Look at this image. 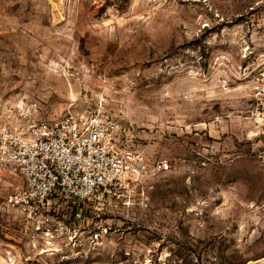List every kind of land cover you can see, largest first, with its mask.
Returning <instances> with one entry per match:
<instances>
[{"label": "rangeland", "instance_id": "1", "mask_svg": "<svg viewBox=\"0 0 264 264\" xmlns=\"http://www.w3.org/2000/svg\"><path fill=\"white\" fill-rule=\"evenodd\" d=\"M263 68L264 0H0L5 94L102 102L136 168L170 165L40 210L0 167V264H264Z\"/></svg>", "mask_w": 264, "mask_h": 264}, {"label": "built area", "instance_id": "2", "mask_svg": "<svg viewBox=\"0 0 264 264\" xmlns=\"http://www.w3.org/2000/svg\"><path fill=\"white\" fill-rule=\"evenodd\" d=\"M254 105L251 119L264 128V68L252 77ZM41 100L21 92L5 94L0 88V167L15 172L22 190L10 203L40 210L52 198L86 202L107 189L122 185L143 169L119 147V124L102 102L83 111L71 106L65 117L47 118ZM257 159L264 171V147ZM158 162L152 174L166 172ZM104 197V196H103Z\"/></svg>", "mask_w": 264, "mask_h": 264}]
</instances>
